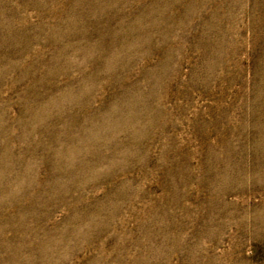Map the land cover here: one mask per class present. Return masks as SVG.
<instances>
[{
    "label": "rangeland",
    "instance_id": "374dc122",
    "mask_svg": "<svg viewBox=\"0 0 264 264\" xmlns=\"http://www.w3.org/2000/svg\"><path fill=\"white\" fill-rule=\"evenodd\" d=\"M0 264H264V0H0Z\"/></svg>",
    "mask_w": 264,
    "mask_h": 264
}]
</instances>
